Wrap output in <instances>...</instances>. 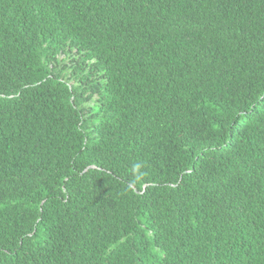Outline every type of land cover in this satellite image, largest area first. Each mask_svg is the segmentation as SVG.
Wrapping results in <instances>:
<instances>
[{
  "label": "trees",
  "instance_id": "obj_1",
  "mask_svg": "<svg viewBox=\"0 0 264 264\" xmlns=\"http://www.w3.org/2000/svg\"><path fill=\"white\" fill-rule=\"evenodd\" d=\"M0 264H264V0H0Z\"/></svg>",
  "mask_w": 264,
  "mask_h": 264
}]
</instances>
